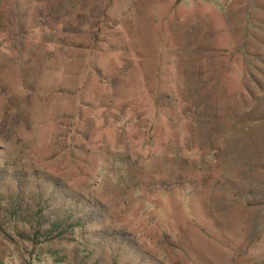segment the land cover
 <instances>
[{"label":"rangeland","instance_id":"1","mask_svg":"<svg viewBox=\"0 0 264 264\" xmlns=\"http://www.w3.org/2000/svg\"><path fill=\"white\" fill-rule=\"evenodd\" d=\"M0 264H264V0H0Z\"/></svg>","mask_w":264,"mask_h":264}]
</instances>
